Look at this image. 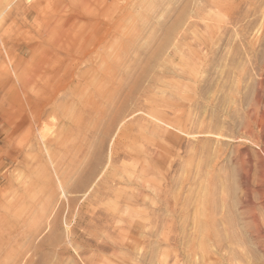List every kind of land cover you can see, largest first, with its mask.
Returning a JSON list of instances; mask_svg holds the SVG:
<instances>
[{"label":"rangeland","instance_id":"374dc122","mask_svg":"<svg viewBox=\"0 0 264 264\" xmlns=\"http://www.w3.org/2000/svg\"><path fill=\"white\" fill-rule=\"evenodd\" d=\"M94 5L0 0V264H264V0Z\"/></svg>","mask_w":264,"mask_h":264},{"label":"bare ground","instance_id":"6f19581e","mask_svg":"<svg viewBox=\"0 0 264 264\" xmlns=\"http://www.w3.org/2000/svg\"><path fill=\"white\" fill-rule=\"evenodd\" d=\"M68 3V2H67ZM16 4H18V2L16 3ZM66 4V3H65ZM63 5V4H62ZM61 5V6H62ZM69 5H70V8H74V9H76V7L78 8V6L79 5H81L82 6V9H83V11H81V10H78L77 9V11L76 10H73V12L75 13V14H77V16H78V14L80 15V13L79 12H81V14H82V12L83 13H87L88 15H91L92 17H93V14H95L96 13V7H95V5H94V0H69ZM17 6V5H16ZM21 6V5H20ZM58 6V5H57ZM67 6H68V4H66V8H67ZM80 6V7H81ZM54 7H56V4H55V6ZM69 8V9H70ZM17 9H18V7H17ZM64 9V8H63ZM24 11V10H23ZM49 12V11H48ZM65 12V11H64ZM26 13V12H25ZM58 15V17H61V15H59V14H57ZM31 22V21H30ZM76 22L77 21H75V23H72L70 20H64V19H59V20H57V19H48L47 20V22H46V20L43 22V23H45V25H46V29H45V34L47 33H49L51 30H53L54 28H56V27H58L57 25H59V27H61L62 29L61 30H59L57 33H56V36H57V38L56 39H54L53 41H52V43H54L55 45H57V46H60V47H65V46H74L75 44H76V33L75 34H73L75 37H73V35L71 36L70 34H67V32L65 31V28L64 27H66V24L70 27H74V26H77L76 25ZM30 24V23H29ZM69 27H67V28H69ZM44 34V35H45ZM42 35V34H41ZM43 37V36H42ZM44 38V37H43ZM36 39V38H35ZM84 39V38H83ZM38 40V39H37ZM38 42H40V40L38 41ZM3 44H6V42H2ZM17 43V42H16ZM24 43L25 44H27L28 42H25L24 41ZM38 44H41V43H38ZM91 45V44H90ZM89 45V46H90ZM38 46V45H37ZM88 47V46H87ZM72 49V48H71ZM58 65V64H57Z\"/></svg>","mask_w":264,"mask_h":264}]
</instances>
